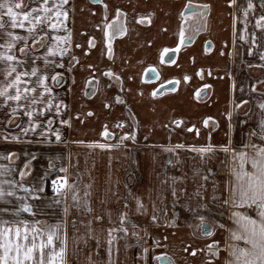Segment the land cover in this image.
<instances>
[{
	"label": "crops",
	"instance_id": "0c3cea01",
	"mask_svg": "<svg viewBox=\"0 0 264 264\" xmlns=\"http://www.w3.org/2000/svg\"><path fill=\"white\" fill-rule=\"evenodd\" d=\"M61 9L67 15L56 30L36 25L35 45L27 23L13 29L3 18L0 44L9 31L29 37L25 67L41 57L53 106L34 114L38 124L26 133L23 110L12 116L14 102L0 107V181H13L0 184V209L8 210L0 219L54 229L53 246L64 248L58 264H228L229 246H243L231 238L233 212L259 220L255 205L233 208L231 189L238 154L264 146V28L257 27L264 0H67ZM55 36L65 38V51L49 55L54 63L45 68ZM23 46L17 41L13 53ZM4 67L0 61V80ZM37 171L38 181L25 179ZM57 174L73 182L70 193L51 191ZM23 204L32 211L17 216Z\"/></svg>",
	"mask_w": 264,
	"mask_h": 264
},
{
	"label": "snow or ice",
	"instance_id": "6c2138e0",
	"mask_svg": "<svg viewBox=\"0 0 264 264\" xmlns=\"http://www.w3.org/2000/svg\"><path fill=\"white\" fill-rule=\"evenodd\" d=\"M66 2L67 0H60V3H53L49 7V0H42L38 7H29L23 4V0H0V29H4L6 26L3 20L5 16L8 17L10 26L13 29L24 28L25 23H27V31L32 35V44L35 45L42 39L40 34L34 32L36 25L47 22L49 28L56 30L63 23L59 18L62 15L65 17L67 15L61 9V5ZM234 2L235 0H230V3ZM252 8L253 4L249 2L248 9ZM117 11L119 13V10ZM245 15H247V11H245ZM53 16L56 17L55 21ZM261 21H264V16H260L257 20V27L264 28V25L260 23ZM105 35H107V32ZM7 36L11 39L4 44H0V48L4 49V51H0V61L5 62L2 71L3 80H0V98H2L0 107L8 105L9 102H14V106L11 107L12 116L18 115L19 110L22 109L23 114L28 117L29 126L22 129L26 133L30 129L34 130L38 124V121L33 119L34 114L43 115L45 110H51L53 106L52 88L47 83L49 79L47 72H41L36 65V61L41 59L40 56L34 55L32 66L30 68L25 67L28 60L26 49H28L29 37L19 36L11 31L7 32ZM181 37H183V33H181ZM241 38L243 39V37ZM64 39V37L55 36L53 43L47 47L46 54L43 56L45 68L50 63H54V61L48 59L49 55L55 56L59 53L62 56L64 54L65 49L61 47V42ZM17 41L24 42V46L18 49L21 54L19 57L12 51ZM41 47H44V45L41 44ZM110 51L111 49H109ZM260 58L264 60V55ZM59 66L62 67V65ZM60 75V73L53 74L51 80L58 84ZM104 75L112 76L114 74L108 71ZM184 79L187 80L188 77L185 76ZM204 87L208 86L205 85ZM156 94V92H153V95ZM197 95H199V92H197ZM259 107L264 110V103H261ZM56 111L59 113L58 105ZM62 123H67V121H62ZM204 123L207 125L208 121L205 120ZM51 124L52 120L49 119V128ZM261 127L264 128V120L261 121ZM102 134L108 135L106 128ZM56 138L57 140L60 139L59 133L56 134ZM100 147H105V145H100ZM252 147L255 150L253 156L249 157L244 152L238 154L239 171L234 173L237 183L231 189V203L234 209L255 205L258 209L259 220L239 211L233 212L232 215L238 227L236 230H230L231 238L234 241H243V246L237 244L229 246V255L234 259H230L228 264H264V146L252 145ZM248 162L251 163V171H246L244 168L245 163ZM25 174L21 172V176ZM58 180L64 181L65 178L60 177ZM58 180H53L54 190L63 187V183H58ZM3 183L12 185L13 181H0V184ZM20 187L24 191H28L23 184ZM13 194L11 191L7 193L9 196ZM4 196L5 191L0 187V199ZM20 199H23V197H20ZM225 203H229V201L226 200ZM21 210L31 212L32 208L28 204L21 205L16 210L17 216ZM6 211L8 210L0 209V212ZM121 219H123V216ZM199 219L201 221L200 227L203 230L205 217L201 215ZM45 234L47 235L46 240L42 238ZM208 234L211 235V233ZM38 236L41 237L39 243H37ZM55 236L54 229L45 233L42 229L37 228L35 223L32 227H29V222L26 220L8 221L0 219V264H58V257L63 256L64 248L61 247L59 252L56 251L53 246ZM46 247H51L47 261L44 259V249ZM37 249L40 252L38 261L34 260V252ZM168 264H171V262L169 261Z\"/></svg>",
	"mask_w": 264,
	"mask_h": 264
},
{
	"label": "rangeland",
	"instance_id": "374dc122",
	"mask_svg": "<svg viewBox=\"0 0 264 264\" xmlns=\"http://www.w3.org/2000/svg\"><path fill=\"white\" fill-rule=\"evenodd\" d=\"M71 60L72 59H70V61H69L70 64L72 63ZM111 83L112 82H110V84ZM92 89H93L92 86L91 87H85V89H84V95H85L86 98H88L90 96V93L92 92ZM121 143L123 145L126 144L124 141H121ZM128 144L131 145V143H128ZM132 168H135L134 163L132 164ZM25 179L36 182V181H38L40 179V173L38 171H37V174L33 172V173L29 174V175H26L25 176Z\"/></svg>",
	"mask_w": 264,
	"mask_h": 264
},
{
	"label": "built area",
	"instance_id": "2783aa9c",
	"mask_svg": "<svg viewBox=\"0 0 264 264\" xmlns=\"http://www.w3.org/2000/svg\"><path fill=\"white\" fill-rule=\"evenodd\" d=\"M131 171H132V173H135V168H132ZM60 177H64L65 180H64V181H59L58 178H60ZM54 180H58V183H63V187H60L59 190H54L53 182H52L51 187H52V189H53L55 192H60V191H62V190H65V191H67V192H70V189H71L73 183H72V181L69 180L66 176H59V177L55 178ZM69 211H70V209H69Z\"/></svg>",
	"mask_w": 264,
	"mask_h": 264
},
{
	"label": "flooded vegetation",
	"instance_id": "af4514ba",
	"mask_svg": "<svg viewBox=\"0 0 264 264\" xmlns=\"http://www.w3.org/2000/svg\"><path fill=\"white\" fill-rule=\"evenodd\" d=\"M59 176H65V175H63V174H57V175H55V176H53V177H51L50 179H48V182H49V188H51V191L53 192V193H59V192H55L53 189H52V187H51V184H52V182H53V180L55 179V178H57V177H59ZM73 183V182H72ZM72 186H73V184H72ZM72 188V187H71ZM70 192H71V189H70ZM69 192V193H70ZM69 210V209H68ZM72 211V209H70V212ZM205 229V226L203 225V230ZM202 230V229H201ZM202 232H204V231H202Z\"/></svg>",
	"mask_w": 264,
	"mask_h": 264
},
{
	"label": "water",
	"instance_id": "95a60500",
	"mask_svg": "<svg viewBox=\"0 0 264 264\" xmlns=\"http://www.w3.org/2000/svg\"><path fill=\"white\" fill-rule=\"evenodd\" d=\"M159 264H168L167 259L162 258L158 260Z\"/></svg>",
	"mask_w": 264,
	"mask_h": 264
}]
</instances>
